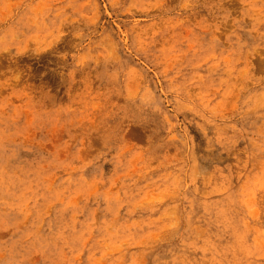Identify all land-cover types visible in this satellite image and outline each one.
<instances>
[{
  "label": "rangeland",
  "instance_id": "374dc122",
  "mask_svg": "<svg viewBox=\"0 0 264 264\" xmlns=\"http://www.w3.org/2000/svg\"><path fill=\"white\" fill-rule=\"evenodd\" d=\"M0 264H264V0H0Z\"/></svg>",
  "mask_w": 264,
  "mask_h": 264
}]
</instances>
